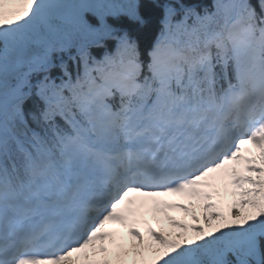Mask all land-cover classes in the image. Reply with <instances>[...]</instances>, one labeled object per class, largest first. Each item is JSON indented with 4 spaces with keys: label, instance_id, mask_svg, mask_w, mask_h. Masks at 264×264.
<instances>
[{
    "label": "snow or ice",
    "instance_id": "snow-or-ice-1",
    "mask_svg": "<svg viewBox=\"0 0 264 264\" xmlns=\"http://www.w3.org/2000/svg\"><path fill=\"white\" fill-rule=\"evenodd\" d=\"M0 264H264V0H0Z\"/></svg>",
    "mask_w": 264,
    "mask_h": 264
},
{
    "label": "rangeland",
    "instance_id": "rangeland-1",
    "mask_svg": "<svg viewBox=\"0 0 264 264\" xmlns=\"http://www.w3.org/2000/svg\"><path fill=\"white\" fill-rule=\"evenodd\" d=\"M257 156H258V154H257ZM239 165L243 166L242 162L239 164L230 165V168L234 167V168H236V170L238 172L239 170L237 168ZM228 191L230 192L231 189L229 188ZM230 200H231L230 197H226L225 198V204H227ZM189 211H192V209H189ZM196 213H197V211H196ZM197 215H199V214L197 213ZM166 216L172 217L173 219H175L178 222L191 224L190 216L186 215L183 212L177 211V210L168 211L166 214H162L161 216H159V218H157L159 220V223H157V219H153L152 216L143 217L142 221H146L147 224L150 225L157 233H160L163 231L165 236L167 237L168 232H176V231H178V229H173L170 227V225L166 219ZM129 226L136 227L143 233L146 225H145V223L141 222V223H137L134 225L132 224ZM123 236H124L125 242L128 243V237L124 233H123ZM133 243H135V242L133 241ZM146 256H151V254L146 253Z\"/></svg>",
    "mask_w": 264,
    "mask_h": 264
},
{
    "label": "trees",
    "instance_id": "trees-1",
    "mask_svg": "<svg viewBox=\"0 0 264 264\" xmlns=\"http://www.w3.org/2000/svg\"><path fill=\"white\" fill-rule=\"evenodd\" d=\"M181 3H185V4H207L210 5L212 0H180ZM160 15V12L158 9L154 10L152 16H151V20H152V24L150 26V28L148 29L147 35L146 36H142L141 38V46L142 48H146L149 43L151 42V39L154 37L155 31H156V25H155V20L156 18ZM198 212L200 213V208L198 207ZM215 223V222H214Z\"/></svg>",
    "mask_w": 264,
    "mask_h": 264
},
{
    "label": "bare ground",
    "instance_id": "bare-ground-1",
    "mask_svg": "<svg viewBox=\"0 0 264 264\" xmlns=\"http://www.w3.org/2000/svg\"><path fill=\"white\" fill-rule=\"evenodd\" d=\"M190 203H191V202H190ZM188 204H189V203H188ZM188 204H187V205H188ZM119 232H120V231H119ZM120 235L123 236V233L120 232ZM128 243H133V241H131L130 238H128ZM99 258H102V254L99 256Z\"/></svg>",
    "mask_w": 264,
    "mask_h": 264
}]
</instances>
